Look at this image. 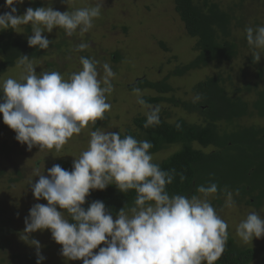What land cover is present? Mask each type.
Returning a JSON list of instances; mask_svg holds the SVG:
<instances>
[{
	"label": "clouds",
	"instance_id": "obj_1",
	"mask_svg": "<svg viewBox=\"0 0 264 264\" xmlns=\"http://www.w3.org/2000/svg\"><path fill=\"white\" fill-rule=\"evenodd\" d=\"M22 2L5 0L9 11L0 14V31L31 25L29 47L44 50L52 43L42 35L45 30L62 28L68 36L77 30L87 33L101 16L105 0L64 12L51 6L28 7L17 15L14 5ZM245 32L250 46L264 50V26H248ZM88 47L82 42L75 50ZM253 55L257 62L262 58L260 51ZM17 63L25 74L19 81L9 77L0 84V114L29 150L38 145L59 151L74 134L103 120L111 110L107 95L113 91L115 73L109 63H103L101 76L100 61L81 56L82 68L67 78L58 71L37 74L28 56H20ZM199 99L197 94L194 101ZM137 102L147 109L145 127L160 123L159 106L139 96ZM89 135L88 148L73 160L71 171L60 164L49 168L47 175L35 171L39 179L30 184L33 196L47 203L30 208L22 239L36 249V264H43L46 257L31 234L45 230L61 246L63 257L82 264H215L228 239V224L208 199L218 192L217 183L199 185L198 194L191 196L170 194L166 187L173 183L175 170H162L153 161L150 141L99 127ZM110 185L123 193L134 190L132 206L126 204L115 219L103 201L95 200L85 209L92 191ZM225 191L226 206L231 207L233 194ZM236 234L244 242L264 238V216L250 212L237 225Z\"/></svg>",
	"mask_w": 264,
	"mask_h": 264
},
{
	"label": "rangeland",
	"instance_id": "obj_2",
	"mask_svg": "<svg viewBox=\"0 0 264 264\" xmlns=\"http://www.w3.org/2000/svg\"><path fill=\"white\" fill-rule=\"evenodd\" d=\"M210 1L218 3L223 10L232 11L236 20L246 18L242 26H234L233 30V39L240 47L239 57L231 63L211 64L183 77H170L168 83L174 92L164 97L183 103L196 102L192 95L193 88L208 78L221 76L223 79L231 77V83H227L230 93L240 89L243 91L240 95L242 98L253 101L254 95L245 93V86L258 82V71L264 70V50L254 49L248 44L245 29L248 26H264V0H244L241 3L239 0ZM34 2H40L42 7L51 6L54 10L64 12L94 6L96 0H23L14 6L23 15L28 5ZM2 13L4 12L0 9V14ZM27 27L31 25H21L15 31L16 34L26 36ZM42 35H46L52 43L46 49L47 56L32 61L36 73L58 71L67 78L82 68L80 57L84 56L100 61L98 68L103 76L102 65L107 62L115 73L111 78L113 91L107 95V102L112 107L105 113L103 120L96 121L95 125L90 122L79 135L74 134L61 146L59 151L38 145L29 150L26 144L16 140V133L3 123L0 114V171L5 173L0 179V211L3 210L0 216L6 230L0 235V264H26L29 256H37L36 249L22 239L25 217L30 208L36 203H47L43 199L36 200L31 190V182L35 183L39 179L35 175L36 169L47 175L48 169L58 162L73 163L88 148L90 131L98 127L119 131L120 135L127 131L136 132L134 120L146 117L147 112L137 102L138 96L155 97L157 94L150 90H140L137 93L130 88L141 79L161 82L197 57L194 51L196 40L187 35L185 26L176 13L174 0H105L101 16L94 19L93 28L87 33L81 35L77 30L72 36H68L64 29L54 28L51 33L45 30ZM82 42L89 47L76 51L75 46ZM255 51H260L262 55L261 60L255 62L257 67L250 62ZM24 74L23 68L16 63L0 77V84L9 77L19 81ZM159 109L162 117L170 124L178 120H185L192 125L203 124L199 115L188 114L181 107L162 103ZM239 125L264 128V117H247ZM220 126L225 128V125ZM195 148L201 149L198 145ZM180 149V146H172L153 155V161L159 164ZM208 199L213 204L215 197L210 195ZM252 211L264 216V206L256 209L245 204L236 205L234 201L233 206L227 207L226 200L221 212L217 213L227 222L228 234L237 247L264 249V238L244 242L236 234L237 225ZM31 238L39 240L42 245L41 252L46 257L43 264H73V261L60 254L61 246L52 239L50 231L32 233ZM262 257L263 254L254 264H263Z\"/></svg>",
	"mask_w": 264,
	"mask_h": 264
},
{
	"label": "trees",
	"instance_id": "obj_3",
	"mask_svg": "<svg viewBox=\"0 0 264 264\" xmlns=\"http://www.w3.org/2000/svg\"><path fill=\"white\" fill-rule=\"evenodd\" d=\"M174 5L187 35L196 40L194 51L197 57L161 82L141 79L130 89L150 90L157 96L143 98L147 104L159 106L169 103L181 107L188 114L199 115L203 124L192 125L185 120L170 124L160 111L159 124L145 127L146 117L137 118L134 120L136 132L127 131L121 137L132 135L138 140L150 141L152 155L172 146L181 147L177 153L159 163L162 170H175L173 183L166 187L170 194L191 196L198 194L196 189L199 185L215 182L219 190L212 194L215 197L212 205L217 212H221L227 199L225 189L232 192L236 205L245 204L261 209L264 206V128L240 126L239 123L247 117H264V70L258 71V82L245 86L244 92L254 95L253 101L242 98L240 95L243 91L240 89L230 93L227 83H231V77L223 79L221 76L208 78L193 88L192 95L200 96L196 102L183 103L164 97L174 92L168 83L170 77H183L211 64L235 61L239 57L240 47L233 39L234 26H242L246 18L236 20L232 11L223 10L218 3L210 0H174ZM28 7L35 9L42 5L34 2ZM5 8V0H0V9L9 11ZM21 14L22 11L17 9V15ZM26 33V36L18 35L12 29L0 32V77L16 65L20 56H28L31 61L47 56L46 49L29 47L27 41L32 35L31 27H27ZM250 62L257 67L254 58ZM220 125H225V128ZM195 145L201 149H196ZM56 164L71 171L73 163L61 161ZM4 175V171H0V179ZM135 197L134 190L123 193L110 185L103 191H92L84 207L86 209L95 200L103 201L115 219L126 204L132 206ZM4 231V221L0 216V235ZM262 254L264 264V249L239 248L228 234L226 249L215 264H254ZM36 260L37 256L31 255L26 259V264H36ZM73 264H82V261H73Z\"/></svg>",
	"mask_w": 264,
	"mask_h": 264
}]
</instances>
